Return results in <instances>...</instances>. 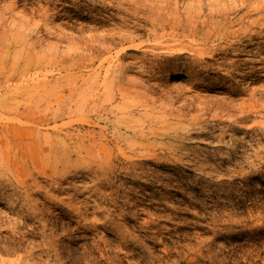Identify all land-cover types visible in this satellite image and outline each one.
<instances>
[{
    "label": "rangeland",
    "instance_id": "374dc122",
    "mask_svg": "<svg viewBox=\"0 0 264 264\" xmlns=\"http://www.w3.org/2000/svg\"><path fill=\"white\" fill-rule=\"evenodd\" d=\"M0 264H264V0H0Z\"/></svg>",
    "mask_w": 264,
    "mask_h": 264
},
{
    "label": "bare ground",
    "instance_id": "6f19581e",
    "mask_svg": "<svg viewBox=\"0 0 264 264\" xmlns=\"http://www.w3.org/2000/svg\"><path fill=\"white\" fill-rule=\"evenodd\" d=\"M1 149V148H0Z\"/></svg>",
    "mask_w": 264,
    "mask_h": 264
}]
</instances>
